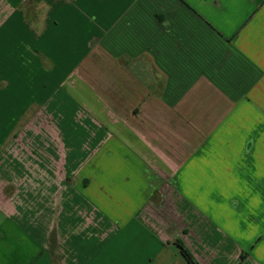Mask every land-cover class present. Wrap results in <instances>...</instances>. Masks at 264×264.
<instances>
[{
	"label": "crops",
	"instance_id": "crops-1",
	"mask_svg": "<svg viewBox=\"0 0 264 264\" xmlns=\"http://www.w3.org/2000/svg\"><path fill=\"white\" fill-rule=\"evenodd\" d=\"M51 234L56 264H264V0H0V264Z\"/></svg>",
	"mask_w": 264,
	"mask_h": 264
},
{
	"label": "trees",
	"instance_id": "trees-1",
	"mask_svg": "<svg viewBox=\"0 0 264 264\" xmlns=\"http://www.w3.org/2000/svg\"><path fill=\"white\" fill-rule=\"evenodd\" d=\"M123 61L125 63H128V60L126 58H123ZM127 65V64H126ZM54 243H55V240H54V235L51 234V237H50V246H51V256L53 258V261L55 262L56 264V257L55 255L53 254V251H54ZM175 246L177 247V249L179 250V254L180 256L182 257V259L186 262V264H197L194 259L192 258V256L190 255V253L186 250V248L178 241L175 242Z\"/></svg>",
	"mask_w": 264,
	"mask_h": 264
}]
</instances>
